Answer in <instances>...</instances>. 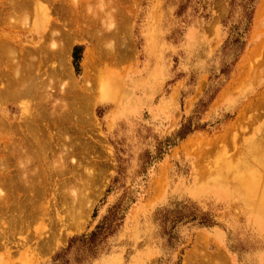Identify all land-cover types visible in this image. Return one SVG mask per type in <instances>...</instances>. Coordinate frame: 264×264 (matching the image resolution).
<instances>
[{
  "label": "rangeland",
  "instance_id": "rangeland-1",
  "mask_svg": "<svg viewBox=\"0 0 264 264\" xmlns=\"http://www.w3.org/2000/svg\"><path fill=\"white\" fill-rule=\"evenodd\" d=\"M17 1L25 0H0V70L12 71L20 51L29 49L31 60L37 61L33 67L37 75L45 71L39 80H50V69L63 63L51 60L45 52L53 42L51 51L69 45L64 61L76 79L78 113L69 109L72 94H64L71 76L59 77L54 84L47 81L48 88L36 83L51 97V105L58 107L56 113L71 119L56 132L49 131L61 134L62 141L72 139L74 147L81 146L67 158L66 169L71 168L63 177L54 174L56 180L52 179L48 169H56L59 162H53L56 166L48 163L41 177L50 178L46 193L32 200L26 197L30 201L25 200L28 204L23 202V207L33 208L26 206L23 214L17 210L20 218L12 223L16 229L11 217V222L6 220L9 213L16 215V209L8 207L16 198L14 208L22 206L24 193L10 196L7 208L0 204L4 210L0 209L4 212L0 216V264H184L186 257L188 264H261L264 161L252 175L254 182L262 184L259 192H251L255 183L235 176L239 168L232 165L241 161L238 158L245 148H240L253 139L257 125L240 130L230 144L219 136L236 118L239 99L244 96L248 101L264 86V0H39L22 16L12 7ZM76 4L81 31L76 28L79 37L69 44L63 39L69 30L76 31L72 21ZM54 5L66 7L62 12L67 17L56 20ZM91 20L95 22L88 26ZM4 41L9 45L7 52L1 46ZM5 84L0 76V88ZM28 99L16 102L8 118L12 101L0 98V119L11 126L0 128V161H9L13 174L23 165L15 151L11 154L13 140L36 102ZM78 116L85 124L74 128ZM75 129L81 133L74 134ZM2 152L7 156L2 158ZM73 165L78 169L73 170ZM83 169L90 178L95 174L92 181ZM1 182L2 197L7 189ZM8 184L9 189L16 185ZM77 186L82 188L77 190ZM88 196L93 202L77 220L81 226L74 229L66 220L56 230L55 244L50 243L53 234L48 231L53 232L56 215L64 213L60 209H67L72 201L77 206L80 197ZM63 199L68 203L64 205ZM27 219L30 226L24 227ZM46 237H50L48 242Z\"/></svg>",
  "mask_w": 264,
  "mask_h": 264
},
{
  "label": "bare ground",
  "instance_id": "bare-ground-1",
  "mask_svg": "<svg viewBox=\"0 0 264 264\" xmlns=\"http://www.w3.org/2000/svg\"><path fill=\"white\" fill-rule=\"evenodd\" d=\"M22 1H24V0H22ZM39 0H25L24 2H22V4H19V2H18V4H16V3H12V7H13V9H17L20 13H21V16L24 14V13H26V12H30L31 11V9L33 8V6H34V3H36V5L38 4L37 2H38ZM45 1V0H44ZM47 1V0H46ZM56 2H58V0H55ZM62 3V2H61ZM66 3H67V1H66ZM60 4V3H59ZM64 6H65V4L64 3H62ZM62 4H60L61 6H62ZM50 5H51V3H50ZM56 6H58V4L56 5ZM55 5L53 6V7H55V10H56V12H57V14L59 15L58 17H57V19L56 20H59V19H63V17L64 16H66V15H64L63 14V12H62V9L64 10V8H66V7H56ZM67 7H68V5H66ZM71 6V5H70ZM69 6V7H70ZM73 8V7H72ZM71 8V9H72ZM79 5H75V8H74V11H75V14H77V15H74V20H72L74 23V28H75V30H76V28L79 30V31H81V29H80V27L78 26V16L79 15H81L80 13H79ZM67 9H69L70 10V8H67ZM85 9V8H84ZM84 9H82V10H84ZM52 10H54V9H52ZM67 12H69V11H67ZM74 13V12H73ZM57 14H55V15H57ZM70 14V13H69ZM86 14H88V13H86ZM20 15V14H19ZM64 15V16H63ZM83 16V15H82ZM86 16H88V15H86ZM85 15H84V17H86ZM25 17V15L23 16V18ZM67 17V16H66ZM90 18V17H89ZM96 19V18H95ZM80 20H82V19H80ZM127 20V19H126ZM61 21V20H60ZM86 21V20H85ZM92 21V22H91ZM90 21V24L88 25V26H92V23H94L95 21L94 20H91ZM94 21V22H93ZM68 22V21H67ZM88 22V21H87ZM98 22V21H97ZM54 23V22H53ZM68 24V23H67ZM65 25V24H64ZM85 25V24H84ZM83 25V26H84ZM98 25V24H97ZM115 25V24H114ZM61 26V25H60ZM70 27V26H69ZM72 27V26H71ZM117 27V26H116ZM57 28H60V27H57ZM94 28V27H93ZM99 29V27L97 28V30ZM118 29H119V27H118ZM78 30H76L75 31V33H71L72 32V29H71V31L69 30V33L67 34L66 33V37L63 39L64 41H65V43L67 42V43H69V44H71V42L73 41L74 42V40H76L79 36H78V34H79V32H78ZM95 30V29H94ZM97 30H96V32H97ZM115 30H117V29H115ZM114 30V31H115ZM61 31V30H60ZM64 31V30H63ZM67 30H65V32H66ZM92 31V30H91ZM64 32V33H65ZM99 32L101 33V31H100V29H99ZM104 32V31H103ZM86 33V32H85ZM106 33V32H105ZM111 33V32H110ZM115 33V32H114ZM98 34V33H97ZM116 34V33H115ZM51 35H53V34H51ZM88 35V34H87ZM91 35H92V33H91ZM57 36V35H56ZM60 36H61V34H60ZM107 36H109V33L106 35V37ZM50 37V36H49ZM102 37H103V35H102ZM97 38V37H96ZM95 39V38H94ZM62 40V39H61ZM60 41V40H59ZM63 41V42H64ZM52 42H53V40H52ZM8 44V42H6V41H4V42H2V44H1V46H2V49H3V51H5V52H7L6 51V49H7V47L9 46V45H7ZM52 45L54 46L55 44H54V42L52 43ZM65 45V44H64ZM63 44L62 45H59V46H57V47H54V49L51 51L50 49L51 48H53V46L51 47V48H49L48 47V49H47V51L48 52H45V54H47L48 55V57H50V59L51 60H53V59H57V61L59 62V63H63L62 65L60 64V65H58V66H53L51 69H50V71H49V74H51L50 75V80H39V77L41 78V75L42 76H44V72H41L42 74H40V75H37V72L34 70V66L36 65V60H34L35 62L33 63V60H31V58H30V56H31V50H29V49H26V50H21L20 51V54H19V56H18V59H16L17 61H15L16 63L14 64V67H13V69H12V71H6V70H0V76H1V78L2 79H5L6 80V84L4 85V87H2V88H0V98H2V99H4V101H12V104L13 105H10L8 108H7V111H6V114L8 115V118L9 117H11L12 116V112H14V110H16V107H15V104H16V102H23L24 100H25V98H29L30 99V101H32V104L34 103V101L36 100V102H35V106L33 107V108H31V110L33 111V112H30L31 113V116L29 115V117H26V119H25V121H23V124H22V126H23V130H20V132H19V137L18 138H16V139H14L13 140V142L15 141V146L13 147V149H12V151H11V154L12 153H14V151H15V153H16V155L20 158V160H19V163H21V164H23L22 166L20 165L19 166V168L17 169V172H16V174H13V172L12 171H10L9 169H8V164H9V161H8V164L6 163L7 161H3V159L2 158H4V157H6L7 156V154L5 153V152H2V154H1V159H2V162L0 161V165H4V167H3V169H2V171H1V176L3 177H1V183L5 186V189H7V191L5 192V194H3V196L1 197V199L3 198V200H1L0 202V204L2 205V203H3V206L4 205H6V200H8V198L10 197V196H12V197H14V198H16V196H18V194H21V193H24L23 194V196H25V198H24V200L22 201V203L23 202H26V201H28L29 199H31V197H42V194L44 195L46 192V187H47V181H49L50 180V178H41V177H44L45 175H46V173H47V165H48V163H51L52 162V164H54L55 162L54 161H57V163L59 162V164H57L58 165V167L56 166V169L55 168H53V166L51 167V168H49L48 169V172L49 173H51L52 172V175H51V178H52V176H55L54 174H56V175H58L59 177H63L64 175H66V173H69V172H65V171H69V169L71 168H68V169H66L67 168V166H69V165H67L66 166V161H67V158L69 157V156H71V155H74L75 154V147H77L78 146V141H77V146H75L74 147V144H72V139H71V141H66L68 138H66V140H65V138H64V140L62 141V139H61V134H58V133H51L50 131H49V129L50 128H52V130L53 129H56V130H53V131H57V128H60L63 124L65 125V124H68V122H69V120H71V119H69V117H67V115H64V114H59L58 115V113H56L57 112V108L58 107H56V106H52L51 105V102H50V98L48 97L49 95H47L46 93L44 94L43 93V87H41V86H38V83H36V82H39L40 83V85L42 84L43 86H48V83L50 82H52V81H57L58 79H59V77H62V76H65V75H68V76H71V84H70V86L67 88V92H64V94H68L69 95V93L70 94H72L71 96V99L73 100V102H72V104L71 105H69V109L71 108V110L72 111H74L73 113L75 114V113H78V111L77 110H79V109H76L77 108V97H76V94H75V92L77 91V84L75 83L76 82V79H75V77H73V74H72V72L68 69L69 67H67V65L69 66V62H68V64H67V61H64L65 59H66V57H67V53H68V49H69V45L68 46H64ZM97 45V44H96ZM28 48V47H27ZM50 50V51H49ZM2 51V50H1ZM2 54V53H1ZM0 54V55H1ZM2 58V56H0V59ZM17 58V57H16ZM69 58V57H68ZM65 62H66V64H65ZM35 64V65H34ZM38 66V65H37ZM243 66H244V64L242 65V67L241 68H243ZM34 67V68H33ZM39 69V68H38ZM87 70V69H86ZM88 72V71H87ZM87 77V74H85V78ZM53 78H56V79H53ZM44 79V78H43ZM48 79V78H47ZM88 79V78H87ZM87 79L84 81V82H86L87 81ZM47 81H49V82H47ZM58 82V81H57ZM53 83V82H52ZM51 83V84H52ZM54 84V83H53ZM56 84V83H55ZM57 85V84H56ZM55 85V86H56ZM50 86V85H49ZM54 86V85H53ZM56 87H58V86H56ZM48 88V87H47ZM46 88V89H47ZM50 88H53V87H50ZM60 89H62V88H60ZM59 89V90H60ZM66 89V88H65ZM52 90V89H51ZM50 90V91H51ZM58 90V89H57ZM64 90V89H63ZM63 90H62V92H63ZM38 91V92H37ZM45 91V90H44ZM47 91V90H46ZM66 91V90H65ZM52 92V91H51ZM55 91H53V93H54ZM60 94V93H59ZM248 94V93H247ZM39 95L42 97V99H41V97L40 98H37V99H35L34 100V97H39ZM54 95V94H53ZM53 97H55V96H53ZM57 97H58V95L56 96V99H57ZM67 97V96H66ZM244 97V96H243ZM241 98V99H239V101L240 102H242L241 104H240V107L238 108V110H237V115H236V118L234 119V120H232L230 123H229V125H228V127L225 129V132H224V134L223 135H221V136H219V137H221V140L222 141H224L225 143L227 142L228 143V141L230 142V139H232V138H234L233 136H238L239 135V131L240 130H248V129H250V128H252L253 126H256L257 125V127H255V128H253V132H252V134H254V136L252 137L253 139H251L250 141H248V142H246V140H245V142L246 143H244V145H242V147L240 148V149H243V148H245V150L242 152V154H241V157L239 156V158L238 159H241V161H235V162H232V165H234V166H236V167H238L239 168V171H236V172H233V174L235 175V176H237V177H239L240 179H242L245 183H248V184H251L252 182H254V180H256L255 178H253L254 176H252L253 174H254V172H256L255 170L260 166V164L261 163H263V161H264V86L261 88V89H259V91H258V93L256 94V95H254L253 97H251L248 101H245L244 99L245 98ZM59 98H60V96H59ZM65 98V97H64ZM28 99V100H29ZM54 100V99H53ZM64 100V99H63ZM238 100V99H237ZM52 101V100H51ZM61 101V100H60ZM54 102V101H53ZM56 102V101H55ZM59 103V102H58ZM62 103H63V101H62ZM93 103V102H92ZM59 105V104H58ZM91 105V104H90ZM26 107V106H25ZM66 107V106H65ZM65 109V108H64ZM68 109V108H67ZM30 110V111H31ZM71 110H70V112H71ZM85 112H87V117L89 118L90 116H91V114L88 116V110L87 111H85ZM29 113V114H30ZM33 113V114H32ZM63 113V112H62ZM67 113V112H66ZM69 113V112H68ZM89 113H90V109H89ZM69 115V114H68ZM72 115V114H71ZM77 115V114H76ZM75 115V116H76ZM70 116V115H69ZM79 117V116H78ZM72 118H75V117H72ZM5 119V118H4ZM76 119V122H74L73 124H74V128H76V127H79V125L80 124H82V123H84L85 124V122H83L84 120H83V117L82 116H80L79 118H75ZM83 120V121H82ZM89 120V119H88ZM90 120H91V118H90ZM73 121H75V120H73ZM4 122H5V120H4ZM4 122H3V119L1 120L0 119V128H2L3 129V127H4V125L6 124L7 125V123H5L4 124ZM32 123H34V124H36V126L33 124L32 126H31V124ZM4 124V125H3ZM10 124V123H9ZM39 124H41V125H39ZM237 124H239L240 125V127L238 128V129H235V126L237 125ZM5 125V126H6ZM16 125H17V123H16ZM10 126V125H9ZM8 125H7V127H5V128H8L9 127ZM41 126V127H40ZM11 127V126H10ZM13 127V126H12ZM16 127V126H15ZM72 127V128H73ZM81 127V126H80ZM4 128V129H5ZM17 128H19L18 126H17ZM16 128V130L18 131V129ZM42 128V129H41ZM69 128V127H68ZM71 128V127H70ZM3 129V130H4ZM44 129V130H43ZM62 129H64L63 127H62ZM82 129V128H81ZM69 130V129H68ZM67 130V131H68ZM74 130V129H73ZM245 130V131H246ZM58 131H59V129H58ZM66 131V132H67ZM76 132L78 133L79 131H77V129H75V132H74V134H76ZM234 132V133H233ZM60 133V132H59ZM63 133H65V132H63L62 131V134ZM72 133V132H71ZM79 133H81V132H79ZM246 133V132H245ZM245 133H244V135H245ZM248 133V132H247ZM250 133V132H249ZM58 134V135H57ZM15 135H18L17 133L15 134ZM65 135H66V137H67V135H68V133L66 134L65 133ZM241 136H242V133L240 134ZM69 138H70V136H69ZM79 138H80V136H79ZM78 138V139H79ZM239 138V137H238ZM241 138V137H240ZM80 140V139H79ZM234 140H236V139H234ZM61 141H62V143H61ZM73 141H74V139H73ZM81 142H83L82 140H80ZM232 142V141H231ZM234 143H235V141H234ZM239 143H240V141H239ZM228 144H230V143H228ZM243 144V143H242ZM11 145V144H10ZM75 145H76V142H75ZM80 145V144H79ZM81 146V145H80ZM79 146V147H80ZM247 146V147H246ZM79 147H78V149L77 150H80V152H81V149H79ZM235 147V146H234ZM80 148H82L83 149V147H80ZM87 148V147H86ZM85 148V149H86ZM7 150V149H6ZM5 151V150H4ZM83 151V150H82ZM6 152H8V151H6ZM9 153V152H8ZM240 153V152H239ZM16 157V156H15ZM17 157V158H18ZM8 158V157H7ZM73 160H75L74 159V157L72 158ZM15 160V159H14ZM68 160H69V158H68ZM54 162V163H53ZM73 162V161H72ZM95 161H93V163H94ZM2 163V164H1ZM6 163V164H5ZM74 163H75V161H74ZM78 164L80 163L79 161L77 162ZM76 163V164H77ZM81 163H82V161H81ZM81 163L79 164L80 166H81ZM69 164H70V162H69ZM77 164V165H78ZM14 165V164H13ZM72 165V164H71ZM79 165H78V167H79ZM232 165H230V166H232ZM10 166V165H9ZM15 166V165H14ZM49 166V165H48ZM75 166L76 165H73V170L74 169H78V168H75ZM85 166H87V165H85ZM50 167V166H49ZM81 168V167H80ZM82 168H83V166H82ZM89 169H91V167L89 168ZM88 169V170H89ZM229 169V168H228ZM82 169H80L79 171H81ZM101 170V169H100ZM103 170V169H102ZM101 170V171H102ZM84 171H85V173H86V175L88 174L86 171H87V169H83V174H84ZM101 171H100V173H101ZM75 172H77V171H75ZM104 172V171H103ZM221 172H222V170H221ZM72 174V173H71ZM92 174H94V172L92 173ZM91 174V175H92ZM82 175V174H81ZM79 176V175H78ZM99 176V175H98ZM50 177V176H49ZM77 177V176H76ZM94 177H95V174L93 175V176H91V178H93L94 179ZM249 177V178H248ZM72 178V177H71ZM73 178H74V180H75V176L73 175ZM79 178V177H78ZM82 178V177H81ZM87 178V177H86ZM88 178H90V174H88ZM91 178H90V180H91ZM52 179H55V178H52ZM69 179H70V177H69ZM77 179V178H76ZM56 180V179H55ZM73 180V179H72ZM248 180V181H247ZM63 181H64V179H63ZM62 181V182H63ZM92 181V180H91ZM258 181V180H257ZM8 182H10V185L12 184H15L16 183V185H15V187H13L12 186V188H10L9 189V184H8ZM60 182V181H59ZM75 182V181H74ZM74 182H72L71 181V185H74V187H75V184H73ZM77 182V181H76ZM64 183H66V181L64 182ZM255 184H253L252 185V187L250 188L251 189V192H253V191H256V192H259L260 191V189H261V183H259V184H257V182H254ZM54 184V183H53ZM60 184H63V183H60ZM60 184H59V188L60 187H63L62 185L60 186ZM67 184H70V183H67ZM54 186V185H53ZM73 187V186H72ZM256 187V188H255ZM49 188V187H48ZM77 188V190H78V188H82V187H80V186H77L76 187ZM255 188V189H254ZM9 189V190H8ZM62 188H60V190H61ZM71 189V188H70ZM76 190V189H75ZM51 191V190H50ZM95 191V190H94ZM59 192V191H58ZM96 192V191H95ZM95 192H94V194H95ZM88 194V193H87ZM86 194V195H87ZM91 194V193H90ZM57 195V194H56ZM60 195H62V193L60 194ZM60 195H59V197H60ZM81 195H83V193H81ZM92 195V194H91ZM55 196V195H54ZM66 195H64V199H69V198H66L65 197ZM22 197V196H21ZM26 197L27 198H29L28 200H26ZM84 197H85V195H84ZM84 197H80L79 199H78V197H77V199H78V205L76 206L75 204H73V202L74 201H72V204H73V206L71 207L70 205H72V204H67L68 202H66V200H64L63 202H65L64 203V205L65 204H67V206H69V207H67V209H64V208H66V207H62V210L60 209V212L61 211H63L64 213V215L63 214H61V213H58L57 215H56V221L53 219H50V216H49V219L50 220H52V221H54V224H55V229L52 227V225L50 224V222H49V226L50 227H52L53 228V232H51L52 230H50V231H48V232H50L51 234H53V235H51L50 233H49V236L51 235V236H53L51 239H49L50 237H46V242H50L51 243V240L54 238V240H56L55 238H56V236L58 237L59 236V234H56V230H57V232H58V226L59 225H61L62 223H64L66 220V223L69 221V222H72V224L71 223H69L68 222V224L69 225H71L70 227H74V229H78L81 225H80V222H78L77 220H79L80 219V217H83V216H85V214L87 213V211H88V209L91 207V205H92V198L90 197V196H88L87 198H84ZM92 197H93V195H92ZM13 198V199H14ZM32 198V199H33ZM58 198V197H57ZM56 198V199H57ZM63 198V197H62ZM61 198V199H62ZM94 198V197H93ZM31 199V200H32ZM39 199V198H38ZM37 199V200H38ZM91 201H90V200ZM21 200V199H20ZM26 200V201H25ZM42 200V199H41ZM10 201H11V199H10ZM14 201V200H13ZM16 201H17V198H16V200H15V203H16ZM30 201V200H29ZM45 201V200H44ZM44 201H42V202H44ZM56 201V200H55ZM69 201V200H68ZM52 202V201H51ZM58 202V201H57ZM60 202V201H59ZM63 202H62V200H61V202H60V204L62 203L63 204ZM12 204L11 203V205L8 207V209L9 208H12L11 210H15L16 209V215H14L13 213H11V214H13L12 216H10L11 214L9 213V216H8V218H6V220L8 221H10L11 222V220L9 219V217H11L12 218V222H11V224L12 223H14L15 224V222H13L14 220L15 221H17L18 222V217H19V213L17 214V212H19V211H17V210H20L21 211V209H23V208H26L27 209V207H29V209H31V208H33V207H30V206H27V204L25 205V207H23L24 206V203H23V205H22V203L20 204V205H22V206H19V207H16V208H14L15 206H16V204ZM34 203V202H33ZM32 203V204H33ZM40 203H41V201H40ZM30 204V203H29ZM32 204H31V206H32ZM51 203H49V205H50ZM61 204V205H62ZM0 205V209H2V206ZM14 205V206H13ZM52 205V204H51ZM50 205V206H51ZM27 206V207H26ZM34 206V205H33ZM38 206V205H37ZM40 206V205H39ZM49 206V207H50ZM53 206V205H52ZM57 206H58V204H57ZM40 207H42V206H40ZM59 208H60V206H58ZM6 208H7V205H6ZM35 208V207H34ZM58 208V209H59ZM26 209H24L25 210V212L24 213H27L26 211ZM29 209H28V213H29ZM38 209V208H37ZM55 208L53 207V210H54ZM64 209V210H63ZM261 209H264V200H263V203H262V205H261ZM3 210V209H2ZM6 210V209H5ZM10 210V209H9ZM9 210H8V212H9ZM33 210H36V209H32V211ZM41 210V209H40ZM56 210V209H55ZM1 211V210H0ZM4 211V210H3ZM2 211V212H3ZM36 211H38V210H36ZM8 212L7 213H5L6 214V216L8 215ZM10 212H13V211H10ZM23 211H21L20 212V214L22 213ZM43 212H44V210H43ZM42 212V213H43ZM54 212V211H53ZM4 213V212H3ZM3 213H0V216H1V214H3ZM36 213H38V212H36ZM50 213V212H49ZM23 214V213H22ZM33 214V213H32ZM32 214H31V216H32ZM50 214H52V216H54V214L52 213V210H51V213ZM18 215V216H17ZM4 215H2V217H3ZM5 216V217H6ZM14 216V217H13ZM15 216L17 217V220H16V218H15ZM25 216V215H24ZM23 216V217H24ZM27 216L28 217H31L30 216V214H27ZM45 216V215H44ZM23 217H22V219H23ZM35 217V216H34ZM33 217V218H34ZM261 217L262 218H264V216L261 214ZM15 218V219H14ZM20 218V217H19ZM40 218H42V217H40ZM52 218V217H51ZM53 218H55V217H53ZM262 218H260L259 217V219H260V221L261 222H263V219ZM30 220H32L31 218H29ZM36 219V218H35ZM38 220H39V218H37ZM48 219V220H49ZM46 220V219H45ZM23 221V220H22ZM24 223H23V226H24V224L26 225L27 223H28V219H27V222L26 221H23ZM26 222V223H25ZM38 222V221H37ZM19 223H20V221H19ZM18 223V224H19ZM33 223H34V220H33ZM31 224V227H32V225L34 226V224ZM8 224H10V223H8ZM10 224V226H12ZM29 224V223H28ZM35 224H36V222H35ZM63 225V224H62ZM9 226V225H8ZM15 226H17V225H15ZM14 225H13V229H16L17 227H15ZM22 226V225H21ZM30 226V224L28 225V227ZM48 226V225H47ZM15 227V228H14ZM18 227L20 228V231H21V229H23L22 227H20L19 225H18ZM24 227H26V226H24ZM57 227V228H56ZM61 227V226H60ZM10 228V227H9ZM19 228H18V230H19ZM49 228V227H48ZM60 229V228H59ZM24 230H26L25 228H24ZM23 230V231H24ZM55 231V232H54ZM43 233V232H42ZM41 233V234H42ZM62 236V235H61ZM60 236V238H62ZM28 238V237H27ZM59 238V239H60ZM26 239V238H25ZM29 239V238H28ZM27 239V240H28ZM49 239V240H48ZM26 240V241H27ZM48 240V241H47ZM54 240H52V243H53V241ZM30 241V240H29ZM29 241H28V243H29ZM45 241V239L43 240V242ZM25 242V241H24ZM55 242V241H54ZM26 243V242H25ZM41 243H42V241H41ZM50 243H49V245L47 244V243H45V245L47 244L48 246H50ZM38 244H39V246H41L40 245V243L38 242ZM43 244V243H42ZM53 244H55V243H53ZM45 245H42L43 247H45ZM39 246H37L38 248H39ZM41 248V247H40ZM221 251V250H220ZM223 253H224V251H223ZM218 254H221V253H218ZM217 254V255H218ZM223 254H221V256H222ZM204 258H206V257H208V256H203ZM189 257H186L185 259L187 260ZM218 258V259H217ZM216 259H217V262L219 261V257H217ZM222 258V257H221ZM220 258V259H221ZM225 258V257H224ZM216 259H215V261H216ZM186 260H185V263L184 264H188L189 263V261L190 260H188L187 261V263H186ZM212 261H214V260H212ZM220 262H226V261H223V259L220 261ZM227 263V262H226ZM210 264V263H209ZM261 264H264V261H262L261 262Z\"/></svg>",
  "mask_w": 264,
  "mask_h": 264
}]
</instances>
